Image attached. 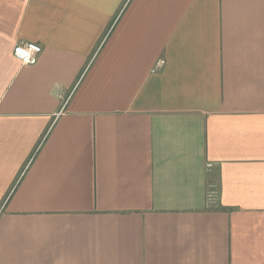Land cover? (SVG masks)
Wrapping results in <instances>:
<instances>
[{"label":"crops","instance_id":"obj_1","mask_svg":"<svg viewBox=\"0 0 264 264\" xmlns=\"http://www.w3.org/2000/svg\"><path fill=\"white\" fill-rule=\"evenodd\" d=\"M0 264H264V0H0Z\"/></svg>","mask_w":264,"mask_h":264},{"label":"built area","instance_id":"obj_2","mask_svg":"<svg viewBox=\"0 0 264 264\" xmlns=\"http://www.w3.org/2000/svg\"><path fill=\"white\" fill-rule=\"evenodd\" d=\"M12 53L21 64L34 65L41 53V47L33 42L18 43L14 46Z\"/></svg>","mask_w":264,"mask_h":264}]
</instances>
